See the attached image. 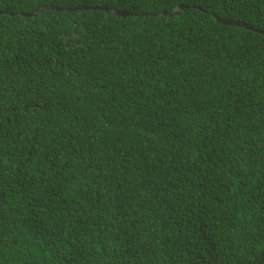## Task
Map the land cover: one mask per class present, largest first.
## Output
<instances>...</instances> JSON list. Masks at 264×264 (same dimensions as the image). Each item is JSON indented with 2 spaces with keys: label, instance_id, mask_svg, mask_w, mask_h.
Masks as SVG:
<instances>
[{
  "label": "trees",
  "instance_id": "obj_1",
  "mask_svg": "<svg viewBox=\"0 0 264 264\" xmlns=\"http://www.w3.org/2000/svg\"><path fill=\"white\" fill-rule=\"evenodd\" d=\"M0 264H264V0H0Z\"/></svg>",
  "mask_w": 264,
  "mask_h": 264
},
{
  "label": "water",
  "instance_id": "obj_2",
  "mask_svg": "<svg viewBox=\"0 0 264 264\" xmlns=\"http://www.w3.org/2000/svg\"><path fill=\"white\" fill-rule=\"evenodd\" d=\"M117 13H120V12H117ZM222 23H225V24H236V25H239V23H234V22H231V21H224V20H220ZM244 25V24H243ZM245 26V25H244Z\"/></svg>",
  "mask_w": 264,
  "mask_h": 264
}]
</instances>
